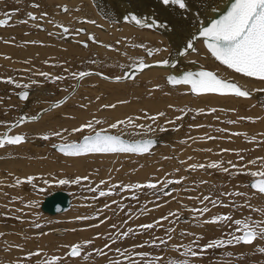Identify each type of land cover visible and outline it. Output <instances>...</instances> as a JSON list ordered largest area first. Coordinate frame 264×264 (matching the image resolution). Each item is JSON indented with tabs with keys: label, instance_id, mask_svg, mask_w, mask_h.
I'll return each instance as SVG.
<instances>
[{
	"label": "rangeland",
	"instance_id": "1",
	"mask_svg": "<svg viewBox=\"0 0 264 264\" xmlns=\"http://www.w3.org/2000/svg\"><path fill=\"white\" fill-rule=\"evenodd\" d=\"M26 1V4L23 3L16 6V0L13 2L10 0H0V13L4 14L0 17V20L8 17L6 16V12L9 10L5 11V8L19 10L23 5L24 7L21 14L23 18H25L28 10L27 3H38L36 0ZM135 1L143 11L148 9L145 15L142 13L143 15L141 14L140 16L147 21L145 24L149 23L151 19L150 16L153 15L148 13L150 9L154 13H158L163 9V13L166 12L165 14L170 15L167 6L162 3V0ZM186 1L189 2L190 0ZM89 4L93 8L92 11H95L97 16L95 13L92 14L88 10L84 11L83 13L85 15L91 14L94 16L88 18L91 21H95V23L87 21V26L94 31L95 35H101V37L97 38L98 42L107 46L105 43V34L98 26H109V24L111 25L113 22L106 23L103 21L108 18L103 17L102 19L101 16H98L100 14L96 10L97 8L93 2L90 1ZM120 4L121 0L114 1V5ZM30 6V13L36 15V12L39 10L34 8L31 3ZM158 6L159 10L157 9ZM58 7L59 5H57L55 9V12L60 15L58 19L65 17L67 22L70 21L72 25V21L69 19L71 16L77 18V11L73 9L70 12L72 14L71 16L65 15L66 13L64 11H62L63 14L57 10ZM1 9H3V11H1ZM45 11L48 12V10ZM41 15L42 13H40V18L43 19ZM79 19L85 18L81 16ZM99 20L100 22H98ZM28 21L29 23L32 22L27 18V23ZM67 22H64V24L68 25ZM38 26L41 28L38 29V27L25 24V29H19L18 27L21 26L17 27L12 23V25H8L5 28L0 27V81L11 79L14 82L12 84L0 82V107L3 105V107H5V110L0 111L6 113L3 116L0 115V134L17 120L19 116L22 117L20 112L21 106L23 105L22 108L26 106L23 101L16 98L17 93L20 91L29 90L32 93L31 100H37L39 97L38 93L44 94L42 101H39L37 105L33 104L31 109L28 108L24 115L25 117H33L38 112L45 110L47 106L60 101L62 97L64 98L70 93L75 86V80L79 77L80 72L95 71L105 75L107 78H112V76H120L121 69H130V67L135 66V64H133L127 67V60H124L123 56L118 57L111 54L114 59L124 60V63H121V66L117 67V70L116 68L112 69L110 65L105 63L107 55L104 53L95 54L100 60H97L95 55L86 54L85 52H88L86 50L87 47L79 46V43L83 42L80 39L74 44L67 46L49 40L55 47H52L50 43L46 47L43 44L44 41L41 36L52 35V33H45V31L42 30V27H44L42 24L39 23ZM80 26L82 25H75V27H78L77 29H81ZM126 33L131 34L132 32ZM138 33L142 35H152L150 37L156 42L161 38L160 33L155 34L145 29L140 30ZM116 34L119 35V31H117ZM89 36H92V34H89ZM89 36H87L84 41L97 46L93 41H89ZM162 39L166 41L165 37ZM62 42L65 43L64 41ZM198 42L200 43L197 44V50H199L200 46H203L200 45L202 41ZM118 46L119 44H117V48ZM150 47L151 45L147 41L146 49L149 50ZM206 51L207 50L204 48V52ZM116 52L119 53V51ZM146 53L143 50V53L139 56H145L151 60L150 56ZM190 54L191 56H189ZM194 54V51L188 54L186 53L182 60L186 61L194 56ZM160 55L162 54L160 53ZM164 55L167 57L166 53H164ZM199 55L201 54L199 53ZM92 58H95V60H92ZM203 58L204 56L201 61L204 60ZM212 59L216 61L215 58ZM93 62L99 64L98 67H103H92L94 66ZM216 62L218 63V61ZM90 68H92V70H90ZM200 68L207 70L205 67ZM208 71L210 70L208 69ZM40 73H47V78L40 75ZM139 75L140 74L135 78L138 82L130 81L131 78L123 83H109L96 77H89L87 80L84 79L75 95L62 106L52 110V114L63 110L59 116L49 117L51 112L46 113L42 115L40 120L23 124L13 130V135L23 134L22 129L25 126L39 124V128H36V125L35 127H31L35 133L38 131L42 132L35 136V141L38 140L37 142L40 144L45 141L47 145L44 146L45 142H43L44 145L42 144V147L33 146L31 145L32 143L29 144L28 141L25 140V143L23 142L19 145H6L4 148H0V264H20V262L22 264H27L29 254L26 255V248L32 253L40 252L39 256H31L34 264H39V262L48 264V262L54 258H59L60 264H87V260H89L88 258H90L91 255L90 249L82 250L81 248L80 257H69L67 254L71 247H66V242L69 241L68 237L65 238L63 234L57 235V233L59 230H63L65 233L70 230L68 232L70 233L69 237L82 240L83 235L81 234L82 231H85L84 233L88 234L86 238L99 239V237L111 227L112 219L108 215L110 213L116 215L121 212H126L129 214V219L127 220L133 217L131 221H135L134 224L133 222L128 223L130 228H138L141 226L136 225L139 221V217L130 214L131 211L139 213L141 209H144L146 216H150L149 213L154 211V208H162L163 211H167L165 216L170 215V212L175 213V226L177 224V226L186 232H193L195 226L198 230H201L199 227H204L201 220L206 217L208 213L207 219L232 216L233 220H235L238 219V217L244 216L243 218L248 217L255 221L264 222V212L255 210L251 215L249 212L251 205L247 206L244 204L243 200L238 202L236 199H229V197H234L235 195L227 196V202L224 204L228 205L227 207L223 205L224 208H222L219 205L220 202H218L216 204L219 207L218 211L213 208L212 204H209V212L200 214L199 212L192 211L193 209H197L193 205L195 199L207 195L205 193L208 187L206 179L212 178H216L220 187H226L223 191L233 190L240 185L245 192L244 197H248V200L252 195L258 197L260 201L264 200V195L248 187L250 181L260 179V177L253 178L247 174L264 171V100L258 103V105L256 104V113L253 114L244 106L245 102L237 107H231L227 99L221 98L229 107L222 111L224 115L223 118H226L227 121L220 123L216 119L214 113L208 112L212 107H218L217 104H194L192 102L193 98L188 97L189 95L185 93L183 89H173L166 81L152 87H148L147 82H143L146 85H144V89H142V86L138 83H141L143 78L138 79ZM57 76L63 77V79L55 80ZM91 78L95 79L91 80ZM34 81L35 83H33ZM17 84H19V87L16 86ZM25 85H27V87H25ZM133 89L142 92V98H136ZM155 89L159 90L161 95L157 99L150 100L146 93ZM165 100L171 102L168 103L165 102ZM251 102L255 104L254 101ZM185 103H190V106L199 108L198 112H203L200 118H195V124L193 126L188 125L190 123L189 120L194 117L192 112L190 110H180V108L182 109L181 105ZM113 104L116 105L115 108L104 107L105 105ZM38 105L41 106L40 109H38ZM30 110H32V113H29ZM161 112L165 113V115L158 116ZM180 112L184 113V115L181 118L182 120L178 121L177 117ZM149 116H158V119L153 122L148 118ZM129 118H132L130 123H128ZM94 120L104 121L102 124L95 125L96 131L105 129L112 135L120 133L134 134V131L137 132L136 135L143 131L155 135L157 131L162 136V143H160L159 146L161 149H154L152 153L145 154L146 156L143 155V157L127 156L131 159L120 158L121 160L111 159L113 157L112 154L89 155L79 158L66 157L52 150L53 146L78 143L84 135L93 134L90 129H86L83 132H73V129L80 127L88 121ZM121 120L126 123L120 125L119 129L109 128L110 124ZM175 121L176 124L184 126V128L176 125L174 126L173 123H175ZM186 122L187 124H185ZM133 125H143L144 127L133 128ZM159 127H163L167 129V131L161 132ZM149 129H152V131H149ZM55 133H60V135H55ZM166 133H169L168 136H170L171 139L165 138ZM44 135H48L49 139L43 140L41 137ZM58 137H66L69 140L56 142V138ZM256 138H260V140L256 142ZM165 140L171 141L167 143ZM163 148L165 150H163ZM159 150H162L164 158H169L168 154L170 151L172 158L169 159L174 168L170 165L168 167L170 160L168 164L163 161L161 164L159 158H153ZM230 150L235 155L232 159L228 154ZM30 152L34 154V159H31L33 155L29 157L30 159L27 157V154ZM77 159H79V161H71ZM174 160L177 161L175 162ZM212 164L218 167H208ZM234 164H236V166ZM193 165L196 167L193 168ZM201 165H203V167H201ZM208 169H214L218 173L221 172V176L218 174L210 175ZM225 169H227V171H225ZM69 174L70 176L68 177ZM28 177L34 178L31 184L26 182ZM77 177H87V179H81L79 184L72 183L71 181L75 180ZM61 179H66L70 182L66 184V186L61 185L58 183ZM154 179H157L159 182H155ZM224 179H229L232 182L238 180V182H233V185L225 186ZM45 181H47V183H45ZM175 181H180V183H175ZM18 182H20L19 187L17 185ZM147 183L156 184V189L142 188L135 190L129 187L136 184L143 185ZM69 185L77 186L76 190L83 191L84 195L76 193L74 186ZM30 187L33 188L32 191L29 190ZM93 189H95V191H93ZM56 191H62L68 195L70 206L64 214L61 213L50 216L43 213L39 206L45 197L50 196ZM100 191L110 192L111 194L101 197L99 195ZM153 191H157L156 194H153L155 196L150 195V192ZM223 191L219 190L222 200L226 196V193ZM134 196L136 199H133ZM213 200L219 201L217 196H215ZM93 205H96V210L91 212L89 209ZM231 206L237 208L230 211L228 207ZM80 207H86V211L83 214L80 212ZM71 209L77 211L78 216L76 218H78V222L74 219L75 217L72 218V216H74L73 214L71 217L65 215ZM250 215L251 217H249ZM81 217H87V219H79ZM150 219L151 218L147 219L149 220L148 224L154 222ZM157 219L160 218L158 217ZM189 219L195 224V226L192 225L190 227L191 230H189V227L180 225L187 224ZM68 222H71V224L67 225ZM205 226L212 231L206 234H198V236L195 235L192 239L193 242H199L201 247L211 239L220 238L226 240L229 238L230 234L235 233V226L232 222L205 224ZM88 229L94 230L88 231ZM126 230L127 229L121 226L114 234L118 236L121 232L122 234L126 232ZM156 237L158 236L156 235ZM200 237H202V239H199ZM99 241V244L94 240L91 241L97 243L98 246L97 263L105 264V262H107L106 264H111V262L108 261L107 251L110 252L111 248L116 246V243H114L112 239ZM166 246L168 247V243L163 247L165 251H167ZM226 247H228V249H237L239 252L237 257L225 258L223 261L205 258L202 260L203 262H194L196 264H264V254H260L256 251V248L264 247V241L262 240H257L253 246L237 245ZM129 248H131L130 243L123 242L117 250H120L119 252L121 253L126 250L128 251ZM192 248L194 249L195 246L192 245ZM101 249L106 255L100 254L99 250ZM44 253H47L50 258L49 260L48 257L45 259L41 256V254ZM235 254L237 253L235 252ZM198 258L199 257L195 258V260ZM135 259L139 260V258ZM194 262L191 261L189 264H195Z\"/></svg>",
	"mask_w": 264,
	"mask_h": 264
},
{
	"label": "bare ground",
	"instance_id": "2",
	"mask_svg": "<svg viewBox=\"0 0 264 264\" xmlns=\"http://www.w3.org/2000/svg\"><path fill=\"white\" fill-rule=\"evenodd\" d=\"M10 1L13 2L14 0H10ZM36 1H38V3H36V2H28L27 3V9L28 10H27V13L25 15V18H23L22 14H21L24 5L19 10H10L11 8H5V11L9 10L8 12H6L7 13L6 16H8V17H6V19L8 20V23L6 26H8V25L10 26V25H12V23H14L17 27L21 26V27H18L19 29H25L24 28L25 24L31 25L33 27H39L38 24L39 23L42 24V26H44V27H42L43 28L42 30H44L45 33H48V32L52 33V35H42L41 36L43 38L42 40L44 41L43 44L46 47L48 46L50 41H52V42L55 41L56 43L57 42L62 43V44L67 46L70 44H74L75 42H77L80 39L81 41H83L82 43L85 42L84 44L88 45V46H85V45L82 46V47H87L86 50L88 52H85L86 54L95 55L96 53H104L105 55H107L105 63L110 65V67L112 69L116 68V70H117V67H120L121 66L120 64L124 63V60H127V62H126L127 67H129L133 64H135V66H137L138 65L137 61L139 62L140 60H143L148 65L154 64L153 67L146 68L143 71H138L136 73L130 72L129 78H127L128 80L131 78L130 81L138 82L135 78H137L136 76L138 74H140L138 79L143 78V81H141V83H138V84H140V86H142L141 87L142 89H144L143 87H144V85H146L143 82H147L148 87L149 86L152 87L155 85L157 86V84H159L161 82H164V81L167 82L166 77L168 74L177 73L179 70H181L182 72L189 71V70H197V69L203 70L200 67H205L207 70L209 69L210 71L216 73L219 77L227 79L231 82H235L238 86L241 87L242 90L249 91L250 96L248 98H237L234 96H218V95H195V96H193L194 94H192V92L189 90L188 85H183V84L176 85L178 87L171 85L172 86L171 88L183 89L185 91V93H187L189 95L188 97L193 98L192 102L194 104H205V103L206 104H211V103L217 104L218 107H212V109L208 110V112L214 113L216 115V119L220 123L227 121L226 118H223L224 115L222 114V111L229 107L224 102V100L221 98L227 99L228 104L231 107H237L240 104H242L243 102H245L244 106L249 111H251L253 114L256 113V110H255L256 104L258 105V103H261L264 100V81H260V80L250 78V77H244L238 73L233 72L230 69H227L226 66L220 65L219 62L217 63L216 61H214L212 59L214 57H212L211 54L209 52H207L208 50L203 45V42H201L202 44H200L203 46H200L199 50H197V44L200 43L198 41H202L199 38L196 41V44L194 45V49H195L194 56L187 59L186 61L182 60V58L184 56H181V57H179V59L174 60L175 57L178 55V53H181L182 51H186V50L188 51L187 44L189 42L192 43V40H194L195 36H197L200 33V30L202 28L209 26V23L212 21V18L214 16L222 13V11L227 6L231 5L232 0H190L189 2L186 1L187 7L184 10H179L177 6H167L168 11L170 12V15L165 14L166 12L163 13L164 10L162 8H161L162 11H160L158 13H154L150 9V12H148V13L153 14V15L150 16L151 19L149 20V23L146 24V25H148V26H146L148 29L138 27L134 22H131L130 20L125 19L126 17H130L131 15H136L138 17V19H141L144 23L147 22L145 19H142V17H140V16L142 13H144V15H145V13H147L148 9H145L144 11H143V9H140L139 5L137 4V2L135 0H121L120 5H114L115 0H36ZM90 1H92L93 4L95 5V7L97 8L96 10L100 14L98 16H101L102 19H103V17L108 18L107 20H103V21H105L106 23L113 22V24H111V25L109 24V26L108 25H105V27H103V25L98 26L99 29L105 34L104 37H105V43L107 44V46H104L101 43H99L97 38L101 37V35H95L94 31L87 26V21H91L88 17H94V16L91 14L85 15L83 12L88 10L92 14L95 13V11L94 12L92 11L93 8L89 4ZM25 2H27V1L26 0H16V6H19L20 4H23ZM30 3L32 6L33 5H39V7H34L37 10H39L36 12L37 14L35 15L37 17V19L35 21L30 20V21H32L30 23H29V21H28V23H22L24 21H27V18L29 17L28 13L31 12ZM57 5H59V7L57 9L58 11H60L61 5H62L61 9H62V7H63V9L65 7L68 9L67 12L64 11L66 13L65 15L71 16L72 14L70 12L73 9L77 11V13H78V15L76 16L77 18H75L74 16H71L69 19L72 21V25L70 24V21L67 22V19L65 17L58 19L60 15L57 12H55ZM143 6H144V3H143ZM80 7H81V10H80ZM144 8H146V7H144ZM158 8H159V6L157 7V9ZM45 10H48V12ZM40 13H42L41 16H43V19L40 18ZM60 13H63V12L60 11ZM43 14H45V15H43ZM187 14H188V16H187ZM2 15H4V14L0 13V17ZM81 16H84L85 19H79V17H81ZM96 16H97V14H96ZM96 16H95V18H96ZM171 16H174V17H171ZM64 22H67L68 25H65ZM98 22H100V20ZM119 23H120V25H119ZM75 25L76 26L82 25L80 27H81V29H84L83 33H78L79 29H77L78 27H75ZM6 26L1 27V28H5ZM59 27H62L64 29L67 28L68 31L67 32H60L58 30ZM143 29L154 32L155 34L160 33L161 38L159 39V41L156 42L155 40H153L150 37L152 35H147V34L142 35V34L138 33L140 30H143ZM117 31H119V35L116 34ZM126 32H129V33L132 32V33L127 34ZM78 34L79 35H85V36H81L82 37L81 38ZM89 34H92V37L95 38V42L93 40H89V41H93L95 44H97V46L94 44H91L90 42L84 41V39L87 38V36H89ZM164 37L166 38V41L162 39ZM62 41H64L65 43H63ZM147 41L151 45L149 50L146 49V42ZM117 44H119L118 48H117ZM140 45H143V47H140ZM51 46L55 47L54 44H51ZM204 48L207 50L206 52H204ZM143 50L145 53L147 52L146 53L147 55H148L149 51L152 52V55H148V56H150L151 60H149L148 57L139 56L140 54L143 53ZM116 51H119V53H117ZM157 53H159V54H157ZM160 53L162 55H160ZM164 53H166L167 57H165ZM199 53L201 55H199ZM111 54H113L114 56H118V57L123 56L124 60L114 59V57H112ZM95 56L97 57V55H95ZM189 56H191V54ZM203 56H204V58H203L204 60L201 61ZM153 58H154V60H153ZM166 58H167V60H166ZM96 59L100 60L98 57ZM92 60H95V58H92ZM78 61H79V59H78ZM80 61L84 62L83 60H80ZM162 61H168L167 64L170 63L169 67L168 68L166 67L167 64L166 65L162 64L161 63ZM93 63H94V66H92V67H98L99 66V64H97L96 62H93ZM197 63H200L201 65L197 64ZM90 64H91V62H90ZM102 67L103 66H100L98 68H102ZM130 68H132V67H130ZM90 70H92V68H90ZM120 71H121L120 76H112V78L110 77L107 79H105V75L99 74L95 71H90V72H88V73H90V75L88 77H85L84 79L87 80V78H89V77H96L98 79L103 78V79H101L102 81H106L109 83L127 82L128 81L127 79H122L119 82H117V78H113V77H122V75L124 73H126L128 71V69L123 68ZM92 73L94 74L93 76H91ZM84 79L79 81V83L77 84V88L73 92V94L69 95V97L59 105V107L62 106L63 104H65L73 95H75V93L79 90L81 82ZM94 79L95 78H91V80H94ZM126 84H128V83H126ZM138 84H137V86H138ZM141 84H143V85H141ZM26 91L29 93V97L27 100H20V101H23L25 106H26L25 108H22L23 105L21 106V111H20L21 116H24L26 114L27 109L28 108L31 109L33 104H36V105L39 104L38 102L42 101V97L44 96L43 93H38L39 97L37 98V100H31L30 98H31L32 93L29 90H26ZM133 93L136 94V98H142V92L137 91V90L135 91L133 89ZM138 94H140V95H138ZM146 94L150 100H154L155 98L157 99L161 95L160 91L157 89L152 90L150 92H147ZM251 101H254L255 104H252L253 102H251ZM165 102L169 103L171 101L165 100ZM3 106L0 107V110H5V107H3ZM181 107H182V109L180 108V110H190L192 112V114L194 115V117H192L191 120H189L190 123L188 125H190V126H193L195 124V118H200V116H202V114H203V112H201V111L198 112L199 108H197L196 106H193V107L190 106V103L182 104ZM40 108H41V106L38 105V109H40ZM55 108H57V107H53L49 110H44L43 112H41L38 119L35 121L40 120L42 115L46 114V113L51 112L50 113L51 115L49 117H57V116H59V114L61 112H63V110H60V111L52 114V110H54ZM213 109L215 111H213ZM226 111H228V110H226ZM29 113H32V110H30ZM5 114L6 113L0 111L1 116L5 115ZM183 115H184V113L180 112V114H178V117L182 118ZM186 115H187V113H186ZM189 116H191V115H189ZM26 118L31 119L32 117L26 116ZM181 118L178 119V121H181L182 120ZM30 122H34V121H27V122H24L23 124L30 123ZM23 124H21V125H23ZM134 124H137V123H134ZM173 124H174V126L175 125L180 126V125L176 124V121ZM185 124H187V122ZM21 125H19V126H21ZM35 125H36V128H39V126H40L39 124H35ZM35 125L25 126L22 129L23 134H17V135H24L26 137L25 140H27L29 144L32 143L31 145L40 147L43 144V142H45V141H43L42 144L37 142L38 140L35 141V139H36L35 136L37 134L42 133L39 131L37 133H35L34 130L31 129V127L32 126L35 127ZM19 126H17V127H19ZM180 127L184 128V126H180ZM16 128H14V129H16ZM159 128H161V127H159ZM159 128H155V129H159ZM14 129L9 131L8 135H13ZM118 131L122 132L121 130H118ZM133 133L134 134L120 133L119 135H121V138L127 139L129 141L135 140V139H143V138L154 139L156 141L155 146L152 147L150 149V151L148 153H145V154H150L154 151V149H157V148L161 149L159 146H160V143H162L161 142L162 136H161V134H159V132L156 131L155 135L152 133H149L147 131L139 132L138 135H136L137 132H135V131ZM168 134L169 133L165 134L166 135L165 138L171 139V137L168 136ZM68 140L69 139H67L66 137L56 138V142L68 141ZM259 140H260V138L255 139L256 142ZM165 141H167V143H170L171 140H165ZM46 145H47V143L45 142L44 146H46ZM163 150H165V149L163 148ZM168 150H169V148H168ZM115 154H119V155H115ZM145 154H143V155L146 156ZM228 154L231 157V159L235 157V155L231 152V150L228 152ZM89 155L91 156V155H111V154H89ZM89 155H87V156H89ZM143 155H133V154H128V153H114V154H112L113 157L111 159H117V160H119L120 158L121 159H131V158H128L127 156H142L143 157ZM157 155H158V157H157ZM168 156L170 159L172 158L170 151H169ZM27 157L28 158L31 157V159L35 158L34 154L31 152L27 154ZM83 157H85V156H83ZM153 158H159V160H161V164H162V161L165 162L166 164H168V162L170 160L169 158L163 157L162 150H159L154 155ZM71 161L75 162V161H79V159L71 160ZM174 161L176 162L177 160H174ZM171 163L172 162L170 160L168 167H169V165L172 167ZM234 165L236 166V164H234ZM172 168H174V167H172ZM208 171H209L210 175L218 174L221 176V172L218 173L214 169H208ZM69 176H70V174L68 175V177ZM154 180H155V182L158 181L157 179H154ZM224 180H225L224 181L225 186H230V185L234 184L233 182H238V180H235L233 182L230 181L229 179H224ZM206 181L208 183V187L205 191V193L207 195L204 197H210L211 200H213L214 197L217 196L219 199V201H217V202H220L219 205L222 208H224L223 205L227 202V196L230 193H243V194L245 193L243 191V187L240 185H238V187H236L233 190L223 191L226 187H220V185L217 183L216 178L206 179ZM17 185L19 187V183H17ZM69 186H74V189L76 190L77 186H75V185H69ZM29 190L32 191L33 188L30 187ZM219 190L226 193V196H225V198H223V200L220 197ZM76 193H81L84 195L83 191L76 190ZM156 193H157V191H153V192H150V195L152 196L153 194H156ZM135 194H138V193H135ZM244 195H235L234 197H229V199H236L238 202L243 200L244 204H246L247 206L251 205L250 209H249V212L251 213V215H252V212L254 211L253 209L258 210V211L264 210V200L260 201L258 199V197H256L255 195H252V194H250L252 196L249 195L250 198L248 200V197L245 198ZM153 196H155V195H153ZM204 197H197L195 199V201L193 202V205L195 208H197V209L204 208V207L208 208L209 204H212L210 202V200H204ZM260 199H262V198H260ZM68 204H69L68 205V209H69L70 200H69ZM212 206L214 209H216V211L219 210V207L217 205L214 206L212 204ZM228 208L230 209V211H233L237 207L234 208L233 206H231ZM89 210L91 212H94L96 210V205H93ZM123 210H129V209H123ZM66 211H64V212H66ZM85 211H86V207H80L81 214H83ZM64 212H62V213L64 214ZM165 213H167V211L166 212L163 211L162 208L161 209L154 208V211H151L149 213L150 216H146L144 209H141L139 211V213H134L133 211H131L130 214H134V216L139 217L138 218L139 221L136 224L137 226L148 224L149 223V220H147L148 218H151L150 220L154 221L151 224H154L155 227L151 230H148V231H144L140 226L138 228H130L128 223L133 222V224H134L135 221H131V220H133L132 219L133 217L130 220H127V219H129L128 218L129 214H127L126 212H121L120 214H116V215H114L113 213L108 214L112 219L111 220V227L106 232H104L103 235L99 237V239L95 240V239L86 238L88 234L84 233L85 231H82V234H81V235H83L82 240L77 239L75 237H69L70 233H68V232L70 230L67 231L66 233L63 230L62 231L59 230L57 235L63 234V236L65 238L68 237L69 241L66 242V247H68V246L71 247L75 244H81L82 250L83 249L84 250L90 249L91 255H90V258H88L89 260L86 259L88 261L87 264H99V263H97V254H98L97 243L99 244V242H100L99 240L107 241L108 239H112L114 241V243H116V246L114 248H111L110 252L107 251V257H108L109 262H112V261H125L126 262V256L121 255V253L119 251H117V249L121 243L128 242L131 245V248H129L128 252H131L132 255L134 256V258L140 259L139 256L135 255L136 253H146V254H148V257H147L148 259H151L153 257H158V258H160L158 260V264H167L169 259L184 258V257H180L178 252L172 250L173 245L178 246L180 248L181 252H184L189 248L192 250H195V251L199 250V248L201 247V244L197 241L193 242L192 239L194 238L195 235L198 236V234L201 235L202 233L203 234H206L207 232L210 233L209 231H212V230L208 229L204 223V221L207 219V215L209 213L206 215V217L203 216L204 218L201 220L203 222L202 225L204 226V227H199V228H201V230H198L196 228L195 224L193 223V221H191L190 219L187 222V224H180V225H184L183 227H189V230H191L190 227L192 225H194L195 228H194L193 232L183 231L179 226H177V224L175 226V222H174L175 215H173L175 213L170 212V215H166V216H165ZM58 214H61V213H58ZM58 214H55V215H58ZM72 214L74 215V216H72V218L75 217L74 219L78 222V218H76L78 216L76 210L71 209L65 215H68V217H71ZM55 215H50V216H55ZM251 215L249 217H251ZM158 217L160 219H157ZM164 217H167V219H163ZM176 217H177V214H176ZM243 217L244 216L238 217V219H245ZM246 218H248V217H246ZM158 220L160 221L159 224L156 223ZM71 222L70 223L68 222L67 225H70ZM112 226H115V227H112ZM121 226L124 229H127L126 232L128 231V229H132L133 233H130L127 237H125L121 232L120 235L116 236L114 234V232ZM127 226H129V227H127ZM93 230L94 229H92V230L88 229V231H93ZM199 231H201V232H199ZM182 233H184V235H182ZM156 235L158 237H156ZM93 240L96 241L97 243L92 242L91 244H88V241H93ZM161 241H166L168 243V247L166 246L167 251H165L163 249V247H165V244L161 243ZM149 242H151V243H149ZM141 244H144L145 246L144 247H135L136 245H141ZM153 244L159 245V247H153L152 246ZM192 245L195 246L194 249L192 248ZM25 251H26V255L32 253L31 251L28 250V248H26ZM235 252L237 254H235ZM228 253H232V255L229 256ZM238 253L239 252L237 251V249H228V247H225V248L217 249V250H211L210 249L207 251V253H205L203 255V257H199L197 260H195V258L193 259L191 257H188V259H189V262L197 261L198 263H200V261L203 262L202 260L205 258H213L215 261H218V260L223 261V259H225V258L237 257ZM41 256H43L45 259H46V257H48V260L50 259L49 256L47 255V253L41 254ZM32 257H34V256H32ZM83 260H84V258H83ZM215 261H211V262H215ZM28 262H29V264H32V263L34 264V261L31 258H29L27 260V264H28ZM106 263L107 262H105V264ZM20 264H22V263L20 262Z\"/></svg>",
	"mask_w": 264,
	"mask_h": 264
},
{
	"label": "snow or ice",
	"instance_id": "3",
	"mask_svg": "<svg viewBox=\"0 0 264 264\" xmlns=\"http://www.w3.org/2000/svg\"><path fill=\"white\" fill-rule=\"evenodd\" d=\"M162 3L165 6H177L179 10H184L187 7L186 0H162ZM33 7H39V5H33ZM63 10L65 12L68 11L66 7ZM28 16L33 21L37 19V17L32 13H28ZM125 19L134 22L138 27L141 28L148 26L141 19H138L136 15H131ZM89 22L95 23V21ZM7 23V19L0 20V27L6 26ZM24 23H27V21H24ZM64 31L67 32L68 29L65 28ZM199 34L204 38L208 52L221 65L226 66L227 69H230L244 77H250L264 81V0H234L225 14H223L219 19L214 20L209 26L202 28ZM89 39L95 42L94 37L89 36ZM140 47H143V45H140ZM187 49H192L195 51L191 42L187 44ZM148 55H152V52L149 51ZM180 55L184 56L186 55V52H181ZM161 63L166 65L168 61H162ZM149 67H151V65H148L143 60H140L136 70L143 71ZM40 75L47 78L48 74L40 73ZM89 75L90 73L82 71L79 73V78L82 80ZM127 78L128 77H118L117 82ZM61 79H63V77H55V80ZM105 79H107V77H105ZM0 82H6L9 84L14 83L11 79ZM167 82L173 86L180 84L188 85L190 86V90L194 95L234 96L237 98H248L250 96L249 91L242 90L241 87L235 82L221 78L216 73L208 70L187 72L180 78H177L176 76H169ZM33 83H35V81ZM16 86L19 87V84ZM25 87H27V85H25ZM28 97L29 93L24 91L19 98L21 100H27ZM52 107H59V105H53ZM104 107L115 108L116 105H105ZM213 111L215 110L213 109ZM164 115L165 113L163 112L158 114V116ZM158 116H149L148 118L155 122L158 119ZM180 118L181 117H177V119ZM26 119V117H21L22 121ZM31 119L35 120V116H33ZM131 119L132 118H129L128 123L131 122ZM102 123H104V121H88L80 127L73 129V132H83L86 129H90L93 134L84 135L80 143H69L62 145L59 150L64 156L73 158H79L89 154L132 153L141 155L148 153L154 145V141L151 139H141L134 143H130L128 140L122 139L121 135L119 134H109L108 130L101 129L100 131H96L95 125ZM125 123L126 122L123 120L117 121L110 124L109 128L119 129L120 125ZM8 127L11 128L12 126L9 125ZM135 127L143 128L144 126L133 125V128ZM159 130L161 132L167 131V129L163 127H161ZM149 131H152V129H149ZM55 135H60V133H55ZM41 138L43 140H48L49 136L44 135ZM25 139L26 137L24 135H8V133L5 132L3 135H0V148H4L6 145H19L23 143ZM195 167L196 166L193 165V168ZM201 167H203V165H201ZM208 167L216 168L218 166L212 164ZM225 171H227V169H225ZM247 174L253 178L260 177V179L254 180V182H252L249 186L259 194L264 195V171L251 172ZM33 179V177H28L26 182L31 184ZM81 179L86 180L87 177H77L71 182L79 184ZM69 182V180L61 179L58 183L61 185H66ZM45 183H47V181H45ZM175 183H180V181H175ZM129 187L135 190L142 188L156 189L157 185L154 183H147L143 185L136 184ZM93 191H95V189H93ZM110 194V192L105 191L99 192L101 197L108 196ZM229 195L244 194L230 193ZM133 199H136V197L134 196ZM204 200H210L214 206L218 203L215 200H211L210 197H204ZM224 206L227 207L228 205ZM253 210L255 211V209ZM192 211L203 214L208 212L209 209L204 207L200 209H193ZM261 211L264 212V210ZM79 219H87V217H81ZM163 219H167V217H164ZM220 222H232V224L235 226V233L230 234L229 238L226 240L220 238L211 239L204 246L200 247L198 251H194L189 248L186 251L181 252L178 246L173 245L172 250L178 252L180 257L184 258L169 259L167 264H189L188 257H203V255L210 249L217 250L225 248L226 246L237 245L253 246L257 240L264 241V222L262 221H255L251 218L233 220L232 216L213 217L204 221L205 224H217ZM156 223L159 224L160 221H157ZM140 227L144 231H148L153 229L155 225L144 224ZM130 233H133L132 229H128V231L123 233V235L127 237ZM182 235H184V233H182ZM199 239H202V237ZM91 243V241H88V244ZM161 243L166 244L167 242L161 241ZM144 246V244H141L136 245L135 247ZM152 246L159 247V245L155 244ZM81 248V244H75L71 246L68 255L74 258L80 257ZM99 251L100 254L106 255V253H103L102 249ZM256 251L260 254H264V247H258L256 248ZM39 255L40 252H33L29 254L28 258ZM121 255L126 256V262L112 261L111 264H158V260L160 259L158 257L148 259V254L136 253L135 255L140 257V259L137 260L134 258L132 253L128 252L127 250L125 252H121ZM228 255L231 256L232 253H228ZM39 264H43V262H39ZM48 264H59V258H54L53 260L49 261Z\"/></svg>",
	"mask_w": 264,
	"mask_h": 264
},
{
	"label": "water",
	"instance_id": "4",
	"mask_svg": "<svg viewBox=\"0 0 264 264\" xmlns=\"http://www.w3.org/2000/svg\"><path fill=\"white\" fill-rule=\"evenodd\" d=\"M233 2H234V0H232V3H233ZM229 7H230V5L227 6V7L222 11V13H220V14L214 16V17L212 18V21L209 23V25H210L214 20L219 19L223 14H225L226 11H227V9H228ZM61 11H64L63 8L61 9ZM108 17H109V16H108ZM28 19L31 20L29 17H28ZM113 19H114V18H113ZM2 20H5V18L2 19ZM40 28H41V27H38V29H40ZM59 31H60V32H65V31H64V28H62V27H59ZM78 33H83V30H82V29H79V30H78ZM198 38L202 40L203 45H204L205 48L207 49V47H206V45H205V42H204V38L201 37L200 34H198L197 36H195L194 40H192L193 47H194V44L196 43V41L198 40ZM88 39H89V37H88ZM89 40H90V39H89ZM84 45H85L84 43H79V46H80V47H81V46H84ZM190 50H192V49H189L188 52H190ZM180 56H181L180 53H178V55L175 57L174 60L179 59ZM150 65H151V67H153L154 64H150ZM169 65H170V63L167 64L166 67L168 68ZM163 66H164V65H163ZM151 67H149V68H151ZM164 67H165V66H164ZM137 68H138V65L135 66V67H132V68L128 69V71H127L126 73H124V74L122 75V77H128V78H129L130 72H134V73L138 72V70H136ZM196 71H201V70H198V69H197V70H189V71H185V72H182L181 70H179L177 73L168 74L167 77H166V80L168 81V77H169V76H176L177 78H180L181 76H183V75H184L185 73H187V72H196ZM93 75H94V74L92 73L91 76H93ZM87 77H88V76H87ZM101 79H103V78H101ZM80 80H81V79L78 77V78L75 80V86H74V88L70 91V93H69L68 95H66L64 98H62L60 101H58V102H56V103H53V104L47 106L45 110H49V109L53 108V107H52L53 105H60L62 102H64V101L69 97V95L73 94V92L76 90V88H77V84L79 83ZM109 81H110V80H109ZM188 87H189V90H190V86H188ZM24 91H26V90L20 91V92L16 95V98L19 99V100H21L19 97H20V95H21ZM190 91H191V90H190ZM43 111H44V110H43ZM43 111H41V112H43ZM41 112H38V113L35 115V120L38 119V117H39V115L41 114ZM22 117H24V116H22ZM35 120H32V119H26V120L22 121V120H21V117L19 116V118H18L17 120H15V121L11 124L12 127H11V128H9V127L6 128V129L3 131V133H2L1 135H3L5 132L8 133L9 131H11V130L14 129L15 127H17V126L23 124L24 122H27V121H35ZM82 139H83V138H81V139L79 140L78 143H80V142L82 141ZM122 139H124V138H122ZM143 139H148V138H143ZM125 140H127V139H125ZM138 140H141V139H135V140H130V141L128 140V141H129L130 143H134V142H136V141H138ZM151 140L154 141V145L152 146V147H154L155 144H156V141H155L154 139H151ZM61 146H62V145H56V146H53V147H52V150H53L54 152L60 154V155H63L62 152L59 150ZM128 154H132V153H128ZM133 155H137V154H133ZM141 155H143V154H141ZM63 156H64V155H63ZM254 180H257V179H254ZM254 180H252V181H250V182L248 183V187H249V188H250L249 185H250L252 182H254ZM250 189H251V188H250ZM252 190H253V189H252ZM254 191H255V190H254ZM68 203H69V197H68V195L65 194L64 192L56 191V192H53L50 196L45 197V198L43 199V201L40 203L39 208H40V210H41L43 213H46L47 215H55V214L62 213V212H64V211H66V210L68 209V205H69ZM69 252H70V250L68 251V253H69ZM67 255H68V254H67ZM68 256H69V255H68ZM69 257H71V256H69Z\"/></svg>",
	"mask_w": 264,
	"mask_h": 264
},
{
	"label": "crops",
	"instance_id": "5",
	"mask_svg": "<svg viewBox=\"0 0 264 264\" xmlns=\"http://www.w3.org/2000/svg\"><path fill=\"white\" fill-rule=\"evenodd\" d=\"M1 11H3V9H1Z\"/></svg>",
	"mask_w": 264,
	"mask_h": 264
}]
</instances>
